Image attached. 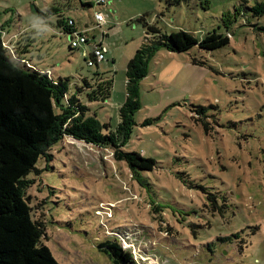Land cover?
Instances as JSON below:
<instances>
[{
	"label": "rangeland",
	"instance_id": "obj_1",
	"mask_svg": "<svg viewBox=\"0 0 264 264\" xmlns=\"http://www.w3.org/2000/svg\"><path fill=\"white\" fill-rule=\"evenodd\" d=\"M240 1L0 0V34L23 33L15 48H26L23 58L69 77L71 90L95 71L106 77L105 101L82 99L112 128L126 65L148 26L199 38L230 33L216 49L159 47L148 59L123 148L153 158L152 170L132 177L108 149L71 136L52 147L49 168L37 163L27 201L60 264H113L97 248L103 239L130 250L136 264H264V16L248 10L226 27ZM97 10L104 20L94 19ZM62 19L84 29L87 43L70 48ZM97 42L108 52L89 66ZM212 196L226 207L212 210Z\"/></svg>",
	"mask_w": 264,
	"mask_h": 264
},
{
	"label": "trees",
	"instance_id": "obj_2",
	"mask_svg": "<svg viewBox=\"0 0 264 264\" xmlns=\"http://www.w3.org/2000/svg\"><path fill=\"white\" fill-rule=\"evenodd\" d=\"M248 10L249 16H264V1L241 0L232 16L224 19V25L227 27ZM69 21L74 28L72 20L62 19L60 23L67 34L72 28ZM146 33L126 65V97L118 108L119 121L114 128L101 122L82 99L106 100L111 84L103 74L95 71L92 78L82 77L81 85L71 90L69 77H53L13 57L0 34V264H60L41 242L44 228L34 219L26 196L32 183L30 175L39 171L37 163H46L45 168H49L54 145L64 136L75 137L108 149L115 161L125 162L132 177H139L140 170H152L156 164L153 158L123 148L134 125L133 113L140 105L138 81L147 74L148 59L159 47L180 52L196 45L212 50L230 40L228 31L215 29L200 38L183 29L162 33L156 26H148ZM210 199L212 210L226 207L224 197L219 201L214 196ZM97 248L113 264H136L133 253L116 240L103 239Z\"/></svg>",
	"mask_w": 264,
	"mask_h": 264
},
{
	"label": "crops",
	"instance_id": "obj_3",
	"mask_svg": "<svg viewBox=\"0 0 264 264\" xmlns=\"http://www.w3.org/2000/svg\"><path fill=\"white\" fill-rule=\"evenodd\" d=\"M88 2H90V1H88ZM96 12H101V11L97 10ZM94 19H95V17H94ZM95 20H96V19H95ZM103 20H104V19H103ZM96 21H97V20H96ZM86 26H87V25H86ZM2 30H4V28H2ZM7 32H8V34L6 35V37H5L3 40H5V41L8 42L7 48H8V50H9L10 54H11L13 57H19L20 60L26 61L27 64L31 65L32 67H34V68H36V69H39V70H41V71H45V72H47L49 75L53 76V73L51 72V70H50V73H49L46 69L38 68L34 62L28 60L27 58H23V57L21 56V55L24 53V51H27L26 48H25L24 46H23V51H22L21 53L18 54V52L15 51L16 45H17V44L20 45V44H22V43L24 42V40H22V39H23V37H22V36H23V33H21V31H16V32H15V31H14V32L7 31ZM76 33H81V34L86 35L84 29L79 30L78 28L74 27V28L71 30V32L68 33V36H69V44H70L71 39H73V38L75 37ZM86 36H87V35H86ZM25 37H26V36H25ZM19 40H21V41H19ZM28 40H29V39H28ZM31 40H32V37L30 38L29 42H30ZM30 43H31V42H30ZM86 43H87V42H86ZM82 44H84V43H82ZM79 45H80V44H79ZM79 45H78V46H79ZM99 45H100V46H103V44H102V43H99V42H97V43L91 45V52H92L93 47H95V46H99ZM78 46H76V47H72V48H78ZM103 47H104V46H103ZM107 52H108V50L106 51V54H107ZM106 54H105V58H106ZM83 56H87L86 51L83 52ZM105 58H104V59H105ZM53 77H54V76H53Z\"/></svg>",
	"mask_w": 264,
	"mask_h": 264
},
{
	"label": "built area",
	"instance_id": "obj_4",
	"mask_svg": "<svg viewBox=\"0 0 264 264\" xmlns=\"http://www.w3.org/2000/svg\"><path fill=\"white\" fill-rule=\"evenodd\" d=\"M101 3L102 0H99ZM94 17L97 21H102L104 19L102 12H95ZM88 41V38L86 35L81 33H76L75 37L71 39L70 45L72 47H76L79 44L86 43ZM3 44L7 47L8 42L3 40ZM106 54V49L103 46H95L92 49L91 57L87 60V65L92 66L94 63H97L99 61L104 60Z\"/></svg>",
	"mask_w": 264,
	"mask_h": 264
}]
</instances>
